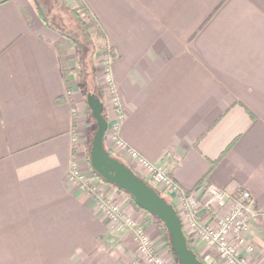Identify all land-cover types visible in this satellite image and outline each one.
I'll list each match as a JSON object with an SVG mask.
<instances>
[{
  "label": "crops",
  "instance_id": "1",
  "mask_svg": "<svg viewBox=\"0 0 264 264\" xmlns=\"http://www.w3.org/2000/svg\"><path fill=\"white\" fill-rule=\"evenodd\" d=\"M80 1L114 54L119 106L106 107L111 126L121 116L118 136L185 190L201 182L248 189L264 212V0ZM59 46L72 66V43L32 0H0V264H145L129 232L70 178L84 101L66 94ZM75 148L80 159L81 142ZM113 152L146 178L136 159ZM198 210L216 222L203 197ZM190 239L206 264H227ZM248 239L255 251L242 250L264 264V215Z\"/></svg>",
  "mask_w": 264,
  "mask_h": 264
},
{
  "label": "built area",
  "instance_id": "2",
  "mask_svg": "<svg viewBox=\"0 0 264 264\" xmlns=\"http://www.w3.org/2000/svg\"><path fill=\"white\" fill-rule=\"evenodd\" d=\"M67 91L69 94L73 92L71 89ZM120 118L121 116L112 126L108 121L107 132L113 131L111 146L122 149L131 158L136 159L144 167L148 179L162 186L173 204L176 200L178 201L181 211L175 207L185 232L190 237L204 242L215 252L217 258L227 264H256L242 250L245 248L248 252L255 251L254 244L248 238L258 215H264V212L256 208L252 193L248 189H241L234 194L209 182H201L195 190H185L164 166L151 162L118 136ZM78 165V161L74 159L70 169L71 180L96 202L98 208L117 230L135 233L139 251L145 256L148 264H168L167 260L153 247L144 226L128 218L121 207L114 203L99 185L92 182ZM201 197L204 198L205 206L215 211V223L204 222L200 218L198 208Z\"/></svg>",
  "mask_w": 264,
  "mask_h": 264
},
{
  "label": "water",
  "instance_id": "3",
  "mask_svg": "<svg viewBox=\"0 0 264 264\" xmlns=\"http://www.w3.org/2000/svg\"><path fill=\"white\" fill-rule=\"evenodd\" d=\"M87 103L97 126L89 150L90 164L94 171L105 182L116 185L130 194L143 209L163 224L170 236L171 249L178 264H205L190 248L181 217L174 204L126 162L113 156L106 149L105 136L109 122L104 114V102L95 93L88 92Z\"/></svg>",
  "mask_w": 264,
  "mask_h": 264
},
{
  "label": "trees",
  "instance_id": "4",
  "mask_svg": "<svg viewBox=\"0 0 264 264\" xmlns=\"http://www.w3.org/2000/svg\"><path fill=\"white\" fill-rule=\"evenodd\" d=\"M62 1L64 2V0H62ZM32 2H33V5L35 7L36 12L38 13V15L42 19V21L47 26L54 29L56 32H58L59 34H61L62 36L66 37L68 40H70V42L73 45L74 53H75L74 54L75 55V58H74L75 62H74L73 66H68L69 61L65 55V51L61 46H59L60 51L62 53L64 73H65V76L67 77V79H66L67 85H68L67 87L68 88L71 87L73 82H70V81L72 80V77H75L78 84H80L82 86L83 92L86 91L85 92L86 103H87V93L88 92L95 93L96 96H98L104 102V114L108 118V115L106 112V103H105V98H106L105 90L98 83V65H97V62L95 61L96 60L95 57L98 55L99 49L101 50V52H99V53L108 52V53L113 54V51H111L112 49L110 48V45L106 39V36H105L102 28L100 27V25L97 23L96 19L94 18L93 14L90 12L89 8L86 6V4L84 2L78 0L77 5L68 6L69 11L71 12V14L73 16V21L69 26H66V25L62 24L61 22H59V20L56 16H54L50 13L49 5H46L45 3H43L42 0H32ZM98 36L101 37L102 42H97L96 38ZM70 72L73 74H69ZM87 105H88V103H87ZM95 128H97L96 120H95ZM95 131H96V129H95ZM90 147H91V145L89 146L88 153H89ZM106 149L109 150L107 147H106ZM111 154L113 156L121 159L117 155H114L112 152H111ZM98 177H100V176L98 175ZM146 181L149 182L147 179H146ZM114 186L119 191L125 192L124 190L118 188L116 185H114ZM155 188L157 189V187H155ZM157 190L159 191V189H157ZM160 194H161V192H160ZM128 195L130 198V202L132 203V205L134 207H136L138 209H143L133 199V197L130 194H128ZM166 199L168 200V198H166ZM169 202L173 203L172 201H169ZM152 217L154 218V222L156 224L159 235L161 236L163 241L167 244L169 250L173 253V250L171 249V244H170V236H169L167 230L165 229L163 224L155 216L152 215ZM186 235L188 238V243H189L190 248L195 251V249L191 243L190 236L187 233H186Z\"/></svg>",
  "mask_w": 264,
  "mask_h": 264
},
{
  "label": "rangeland",
  "instance_id": "5",
  "mask_svg": "<svg viewBox=\"0 0 264 264\" xmlns=\"http://www.w3.org/2000/svg\"><path fill=\"white\" fill-rule=\"evenodd\" d=\"M43 3H45L46 5H49V9H50V13L54 16H56L59 20V22H61L62 24L69 26L72 21H73V16L71 14V12L69 11L68 6H73V5H77L78 0H64V2L62 0H42ZM97 42H102L101 37H97L96 38ZM110 45V44H109ZM110 48L112 49L111 45ZM112 51V50H111ZM99 52H101V50L99 49ZM98 55L95 57L96 58V62L98 65V83L103 87V89L105 90V103L106 106L107 104L111 106H116L117 104V94H116V90L111 82V76H110V61L112 59V57L114 56V54L108 53V52H102L99 53ZM74 64H72L73 66ZM68 66H71L68 64ZM69 74H73V73H69ZM67 79V77H66ZM70 82H73L71 87L68 89H71L73 92L71 94L68 93V91L66 92V94L69 95H80L83 98V104H84V110L81 112L82 113V118L83 121L81 122V131L80 133L77 135V138L74 140V156L78 161V166L80 168V170L83 171V173L88 176V178H90V180L92 182H95V184L99 185V187L102 189V191L116 204H118L123 213L130 218L131 220H135L137 221L139 224L143 225L146 233L153 245V247L156 249V247L154 246L152 239L150 237V233L148 231V224H147V220L146 218L151 220V223L154 226L155 231L158 233L156 224L154 222V218L152 217V215L147 212L145 209H138L136 207H134L131 203V208H128L129 206L127 204H125L123 202V199L121 198L120 194L125 196L126 198H129V195L126 192L123 191H119L114 185L104 182L100 177H98V174L94 171V169L92 168L91 164H90V159H89V153H88V149L89 146L92 143V139L94 137V133H95V119L92 116L91 110L88 108V105L85 101V92H83V88L80 84H78L77 80L75 77H72V80ZM97 82V81H96ZM67 84V81H66ZM106 112H107V107H106ZM78 114L77 111L74 112V117ZM108 115V113H107ZM75 119V118H74ZM113 131H109V135L108 137H105V145L106 147L114 154V146H111V137H112ZM108 140V141H107ZM77 142H81V146L83 149V155L81 156V158H78V153H77V149L75 148V144H77ZM116 155V154H114ZM146 179L151 183V185L155 186V187H159L160 185L157 184L156 182L149 180L148 175L145 174ZM143 177V176H142ZM168 200L171 201V198L168 196ZM130 201V198H129ZM98 207V206H97ZM144 218V216H146ZM129 232L131 239L133 240V242L136 244V247L139 251V246H138V242L136 240L135 237V233L132 231H127ZM159 235V233H158ZM159 237L161 238V236L159 235ZM161 240H163L161 238ZM156 251L158 252V250L156 249ZM212 252L215 254V252L212 250ZM159 253V252H158ZM160 254L167 260L168 264H178V262L175 260L174 254L169 250L168 248V252L166 254H163L160 252ZM213 254V255H214ZM141 255V257H143V259L145 260V264H148V261L146 260L145 256H143L141 253L139 254ZM169 258H166V257Z\"/></svg>",
  "mask_w": 264,
  "mask_h": 264
}]
</instances>
